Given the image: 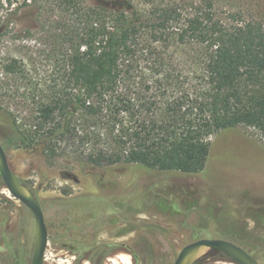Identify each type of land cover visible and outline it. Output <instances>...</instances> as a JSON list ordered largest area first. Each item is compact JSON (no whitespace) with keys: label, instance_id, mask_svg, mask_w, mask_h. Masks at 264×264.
<instances>
[{"label":"trees","instance_id":"16d2710c","mask_svg":"<svg viewBox=\"0 0 264 264\" xmlns=\"http://www.w3.org/2000/svg\"><path fill=\"white\" fill-rule=\"evenodd\" d=\"M217 4L0 0V51L16 45L15 17L28 10L34 33L62 44L59 83L34 101L30 127L0 119V143L34 148L48 166L197 175L221 132L264 139V12ZM95 250L101 264L107 251Z\"/></svg>","mask_w":264,"mask_h":264},{"label":"rangeland","instance_id":"374dc122","mask_svg":"<svg viewBox=\"0 0 264 264\" xmlns=\"http://www.w3.org/2000/svg\"><path fill=\"white\" fill-rule=\"evenodd\" d=\"M216 1L220 11L233 5L264 12L263 0ZM14 25L16 45L0 51V119H15L24 130L33 123L34 101L59 83L62 44L52 33H34L29 10ZM12 58L18 70L10 74ZM18 143L5 140L3 146L12 170L42 206L49 230L45 264H98L96 248L107 251L101 264H174L186 245L201 239L233 242L264 264V139L255 129L212 137L206 168L197 175L139 166L81 168L67 160L48 166L38 151ZM34 241L32 212L0 180V264L12 261L5 244L31 264ZM196 264L235 263L209 251Z\"/></svg>","mask_w":264,"mask_h":264},{"label":"water","instance_id":"95a60500","mask_svg":"<svg viewBox=\"0 0 264 264\" xmlns=\"http://www.w3.org/2000/svg\"><path fill=\"white\" fill-rule=\"evenodd\" d=\"M0 176L10 195L26 206L35 219V241L31 264H45L49 245V230L45 215L38 199L12 170L7 153L0 143ZM208 249L224 255L235 264H261L257 258L243 247L222 239H201L186 245L179 253L174 264H196L199 253Z\"/></svg>","mask_w":264,"mask_h":264},{"label":"flooded vegetation","instance_id":"af4514ba","mask_svg":"<svg viewBox=\"0 0 264 264\" xmlns=\"http://www.w3.org/2000/svg\"><path fill=\"white\" fill-rule=\"evenodd\" d=\"M12 253L13 252H12L11 246L5 244V254H7L6 257H7L8 261H11V259H12V261L10 262V264H23V261L24 260H23V257H22L23 256L22 251L18 250L17 251V254H15L14 256H12L13 255Z\"/></svg>","mask_w":264,"mask_h":264},{"label":"bare ground","instance_id":"6f19581e","mask_svg":"<svg viewBox=\"0 0 264 264\" xmlns=\"http://www.w3.org/2000/svg\"><path fill=\"white\" fill-rule=\"evenodd\" d=\"M209 253V250L208 249H204V250H202L200 253H199V257H203V256H205V255H207Z\"/></svg>","mask_w":264,"mask_h":264}]
</instances>
